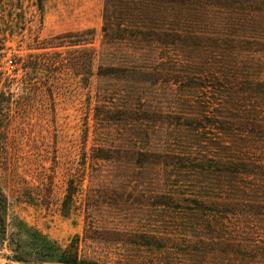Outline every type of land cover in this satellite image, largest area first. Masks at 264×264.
<instances>
[{
	"label": "rangeland",
	"instance_id": "rangeland-1",
	"mask_svg": "<svg viewBox=\"0 0 264 264\" xmlns=\"http://www.w3.org/2000/svg\"><path fill=\"white\" fill-rule=\"evenodd\" d=\"M103 6L104 0H11L0 9V96L7 107L0 185L9 210L0 264H59L36 259L26 245L32 233L59 249L75 243L79 263L164 261L169 240L178 244L190 225L178 209L247 184L225 164L237 134L219 107L227 100L217 86L206 87L205 72L186 64L183 50L172 55L174 70L173 58L166 64L171 51L148 50L137 62L142 73L129 66L141 54L103 52ZM81 31L96 52L90 74L82 45L44 48L53 37ZM29 54L53 64L25 71ZM175 157L182 162L171 167ZM16 230L18 251L10 242Z\"/></svg>",
	"mask_w": 264,
	"mask_h": 264
},
{
	"label": "trees",
	"instance_id": "trees-1",
	"mask_svg": "<svg viewBox=\"0 0 264 264\" xmlns=\"http://www.w3.org/2000/svg\"><path fill=\"white\" fill-rule=\"evenodd\" d=\"M41 1L38 0L39 5ZM10 6L11 0H0V9ZM102 19L108 45L103 52L119 47L141 54L133 55L129 65L137 72H146L140 58L154 49L171 51V57L165 56L166 64H171L174 52L183 50L185 63L197 65L205 72L202 78L206 87L217 86L216 94L226 98L219 107L228 111L231 128L237 134L226 147L229 155L225 164L231 167V175L247 182L230 195L212 201L190 200L192 207L178 209L190 225L179 234L178 244L169 240L166 260L150 264H264V0H104ZM87 34L81 31L58 35L44 48L82 45L90 74L96 52L86 46L90 44ZM3 46L0 35V51ZM204 48L212 58L203 54ZM42 53L50 57V52ZM139 60L141 64L137 63ZM40 64L52 65L53 61L29 54L21 68L32 71L39 69ZM166 64L156 66L165 68ZM175 64L173 58L171 70ZM5 102L0 96V139L4 137L5 130L1 128L7 120ZM175 158L170 161L171 167L182 162ZM68 198L71 200L72 192ZM8 211V199L0 185V243L7 235ZM167 234L176 236L172 232ZM18 235L16 230L10 237L15 251L22 248ZM27 238L26 245L36 259L79 263L75 243L59 249L38 233Z\"/></svg>",
	"mask_w": 264,
	"mask_h": 264
}]
</instances>
